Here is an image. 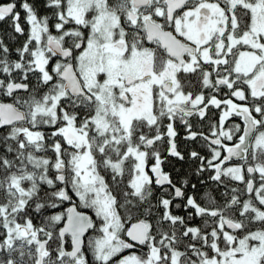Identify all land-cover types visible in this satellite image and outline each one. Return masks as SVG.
I'll list each match as a JSON object with an SVG mask.
<instances>
[{
    "label": "snow or ice",
    "instance_id": "1",
    "mask_svg": "<svg viewBox=\"0 0 264 264\" xmlns=\"http://www.w3.org/2000/svg\"><path fill=\"white\" fill-rule=\"evenodd\" d=\"M0 264H264V0H0Z\"/></svg>",
    "mask_w": 264,
    "mask_h": 264
}]
</instances>
